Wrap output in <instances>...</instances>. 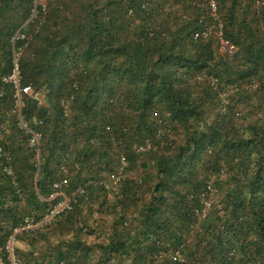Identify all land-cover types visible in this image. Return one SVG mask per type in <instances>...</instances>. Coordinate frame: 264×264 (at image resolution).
Listing matches in <instances>:
<instances>
[{"label":"trees","instance_id":"1","mask_svg":"<svg viewBox=\"0 0 264 264\" xmlns=\"http://www.w3.org/2000/svg\"><path fill=\"white\" fill-rule=\"evenodd\" d=\"M47 1L0 0V248L63 198L48 201L67 177L65 237L17 234L48 244L49 260L26 264H264V0ZM16 55L22 86L45 94L21 111L40 155L4 82ZM146 142L157 149L137 154ZM123 157L146 176L108 189ZM93 208L113 221L90 243Z\"/></svg>","mask_w":264,"mask_h":264},{"label":"built area","instance_id":"2","mask_svg":"<svg viewBox=\"0 0 264 264\" xmlns=\"http://www.w3.org/2000/svg\"><path fill=\"white\" fill-rule=\"evenodd\" d=\"M211 6L213 8V11H216V4L214 2L211 3ZM257 8L260 9V11H264V2H259L256 6ZM43 11H46V7L44 6ZM215 15V14H214ZM46 18H43V21H45ZM212 34V28H207L203 30L202 32H199L195 35V38H202V39H207L211 36ZM221 36V34H220ZM25 36L18 35L17 39H24ZM222 45L227 48L230 46V43L228 41H225L222 39ZM4 82H10L12 83L15 88L18 91L17 94V103L19 107V120H20V127L25 130L28 134H30L32 137L30 138V145L32 148L36 150V152L40 155V145H41V136L38 135L37 133H34L29 126V123L26 122L21 114L22 108L24 106L23 103V97L28 96L31 98V100L36 101L39 103L40 106L45 105V100L42 97V95L39 92H34L32 87L30 86H22L21 84V77H20V70H19V65H18V57L16 56L15 59V67L13 70L12 75L8 79H4ZM213 85L218 87L217 82L213 81ZM235 87V86H234ZM234 87H231L230 91H234ZM109 130V128H108ZM2 133V128L0 126V134ZM160 136L163 135L162 131H159ZM115 138H113L114 140ZM175 137H171V141H175ZM166 143H162L161 147H165ZM157 149L156 147H153V145L149 142L143 143L138 145L135 148V151L137 154H146L150 152L152 149ZM4 149L2 146H0V153L3 154ZM126 167H127V161L125 160V157L122 158V166L121 170L119 171V174L116 175L114 178L117 183H120L121 179L124 176H127L126 174ZM7 173L12 174L13 169L8 166L7 167ZM63 172L65 175L68 176L69 172L67 168H63ZM68 183V178L65 177L63 180H61L58 183H55L53 186V190L55 194L49 199L48 201H53L57 198L63 197L57 204H55L52 208L48 209L46 214L39 219L35 220V217L33 215H30V217L25 218V223L24 226L21 228H18L15 230V234L10 237V239L7 241L6 245L4 248H0V264H26L24 258L18 253L17 250V237L16 235L21 233L22 231H27V230H39L43 229L45 227L51 226L53 222L61 216L63 213H66L71 209V200L68 198L66 195L62 193V188ZM78 192L81 193L79 190ZM83 193V192H82ZM206 209L210 208V204H206ZM173 260L175 261H180L183 262L182 255L177 252L176 255L173 257Z\"/></svg>","mask_w":264,"mask_h":264},{"label":"rangeland","instance_id":"3","mask_svg":"<svg viewBox=\"0 0 264 264\" xmlns=\"http://www.w3.org/2000/svg\"><path fill=\"white\" fill-rule=\"evenodd\" d=\"M38 1H39V3H41L45 7H47V5H48L47 4L48 3L47 0H38ZM235 51H236V49L233 46H231V45L229 47H227V48H223L222 49V53L232 54ZM16 56L18 58L20 57V55H16ZM40 94L42 95V97L45 100V94H44V92H41ZM13 113L14 114L15 113L18 114V116L20 114L19 113L18 103H17V98H16V102H15V110L13 111ZM1 128H2V133L0 134V142L2 143V145L4 147L9 146V142H10L9 136L11 134L10 133V129L7 126H4L3 124L1 125ZM174 137L176 139L175 141H177V142L182 141V134L181 133H177ZM29 143H30V141H29ZM29 147H31L30 144H29ZM116 150H118L117 146L114 147V148H112L113 153L117 152ZM126 174L129 175V176L135 175L138 179L146 176V175L144 176V173L141 174V171H135V172L134 171H131L130 172L128 170V172H126ZM114 177H115V175H113L112 178L110 179V182H108V186H107L108 189H110L111 187L114 186L113 183H115L114 181L116 179ZM110 199H112V195H110ZM97 208H99V207H97ZM87 216H88V220H89V225L92 227V229H95L97 231V233L95 235L94 234L90 235L91 232H88L89 230H85L84 237H87V240L90 241V242L96 241V237H100V236L101 237H104L102 234L105 233L106 231H108L109 224L113 221V218L112 217H107V216L101 215L100 213L97 212V209L96 208H93L92 212L88 213ZM56 220L53 222L52 226L50 227V230H48L49 232L52 231L51 229L53 227H55V225H59L58 222H57L58 220L57 221ZM59 231H61V230H59ZM17 250H18V248H17Z\"/></svg>","mask_w":264,"mask_h":264},{"label":"crops","instance_id":"4","mask_svg":"<svg viewBox=\"0 0 264 264\" xmlns=\"http://www.w3.org/2000/svg\"><path fill=\"white\" fill-rule=\"evenodd\" d=\"M57 227H58V225H55V227H53L51 229L52 231H50V232L49 231H45V232L43 231V233L45 234V237H65L64 235H62L61 231L56 229ZM56 230H57V233H55ZM32 237H35L34 233L32 234ZM32 237H31V239L24 238L23 240L17 238L18 253L23 258H24V256L26 254L33 253L34 254V258L36 260H38V257H40L41 259L46 257L47 260H49L50 257L48 256V253L46 252L48 244L45 243V242H42L41 244L35 245V244L31 243V240L33 239Z\"/></svg>","mask_w":264,"mask_h":264}]
</instances>
